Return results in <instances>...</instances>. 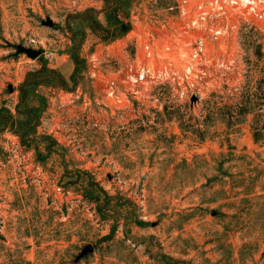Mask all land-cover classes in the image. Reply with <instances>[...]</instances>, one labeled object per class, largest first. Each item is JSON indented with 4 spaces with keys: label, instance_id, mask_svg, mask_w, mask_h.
Segmentation results:
<instances>
[{
    "label": "rangeland",
    "instance_id": "1",
    "mask_svg": "<svg viewBox=\"0 0 264 264\" xmlns=\"http://www.w3.org/2000/svg\"><path fill=\"white\" fill-rule=\"evenodd\" d=\"M176 1L0 0V264H264V0L181 85Z\"/></svg>",
    "mask_w": 264,
    "mask_h": 264
},
{
    "label": "built area",
    "instance_id": "2",
    "mask_svg": "<svg viewBox=\"0 0 264 264\" xmlns=\"http://www.w3.org/2000/svg\"><path fill=\"white\" fill-rule=\"evenodd\" d=\"M238 2L249 7L250 10L255 11V8L257 9V0H196L193 6H191L190 0H177L174 5L167 7L170 11L176 12V17L173 15L168 17L169 23L172 21L176 22L174 18L177 19L179 17L181 22L180 26L178 25L179 27L174 28L173 34H171L176 40L167 39L169 41L166 44L163 43L161 48L167 47V49L173 50L163 53H168L169 57L176 56L178 60V70L174 78H178L179 85L184 80L189 81L195 75L202 57L206 54V50H208L206 35L199 34L197 30L211 29V36L219 37L222 32L221 28H218V26L209 28V19L212 16L223 17L227 13V7ZM209 3L211 4L210 6ZM260 14L262 15V13ZM166 18L159 22L162 28H165L164 23L167 22L165 21ZM156 41H158L156 34L154 31L149 30L144 43V51L150 62L140 68V80H143L148 75H154V72H156L157 67L153 61L156 56ZM44 53L47 57H51L52 55V52L46 51ZM165 70L166 68L163 67L159 69V72L164 74L166 73Z\"/></svg>",
    "mask_w": 264,
    "mask_h": 264
},
{
    "label": "water",
    "instance_id": "3",
    "mask_svg": "<svg viewBox=\"0 0 264 264\" xmlns=\"http://www.w3.org/2000/svg\"><path fill=\"white\" fill-rule=\"evenodd\" d=\"M17 51H20V52H26L29 56L35 58L39 55L42 54L43 50L42 49H35L33 47H27V46H24L22 44L20 45H16L15 46ZM11 89V88H10Z\"/></svg>",
    "mask_w": 264,
    "mask_h": 264
},
{
    "label": "trees",
    "instance_id": "4",
    "mask_svg": "<svg viewBox=\"0 0 264 264\" xmlns=\"http://www.w3.org/2000/svg\"><path fill=\"white\" fill-rule=\"evenodd\" d=\"M117 30L116 32L113 33V36H112V40L124 35L125 33H127L130 28H131V25L130 24H125L124 22H120L117 23ZM89 195V193H87Z\"/></svg>",
    "mask_w": 264,
    "mask_h": 264
},
{
    "label": "bare ground",
    "instance_id": "5",
    "mask_svg": "<svg viewBox=\"0 0 264 264\" xmlns=\"http://www.w3.org/2000/svg\"><path fill=\"white\" fill-rule=\"evenodd\" d=\"M254 8H255V7H254ZM254 8H253V9H254ZM255 9H256V8H255Z\"/></svg>",
    "mask_w": 264,
    "mask_h": 264
}]
</instances>
